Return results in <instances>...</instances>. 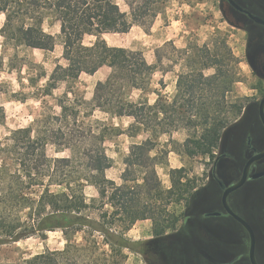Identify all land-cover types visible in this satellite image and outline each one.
Here are the masks:
<instances>
[{
	"label": "trees",
	"instance_id": "1",
	"mask_svg": "<svg viewBox=\"0 0 264 264\" xmlns=\"http://www.w3.org/2000/svg\"><path fill=\"white\" fill-rule=\"evenodd\" d=\"M167 1L0 0L3 46L51 52L56 37L45 32L43 24L53 19L59 24L64 61L57 63L48 77L43 72L37 75L46 79L43 96L52 97L59 85H66L55 98L58 113L42 109L29 126L12 130L0 148V247L28 238L46 241L47 234L53 232H60L65 242L62 250L45 245L26 264H104L95 257L102 244L111 250H131L125 233L145 220L151 221L153 236L161 237L178 221L169 211V203L185 201L189 206L197 197L184 168L169 170V191L175 198L163 197L165 191L156 174L159 162L151 156L155 138L184 130L187 137L180 145L181 154L212 157L223 131L241 114L243 100L227 104L226 93L236 81L233 72L223 66V58L217 54L200 62V47L188 44L179 50L182 69L169 101L151 90L156 67L147 63L141 51L109 46L103 39L105 34L127 33L134 25L149 26L164 12ZM85 37L94 41L85 45ZM103 67L111 73L96 83L92 99L86 101L74 85L81 75H94ZM210 68L214 74L204 78L203 71ZM201 84L217 93L202 98ZM132 90L141 93L136 101L129 98ZM151 91L157 97L153 104L147 97ZM97 109L112 118H132L127 129L130 137L148 135L130 145L120 184L106 178L113 162L104 147L108 137L119 131L88 120ZM47 148L54 154L68 152V156L49 157ZM74 164L81 168L78 176L71 171ZM183 179L186 182L181 184ZM87 185L96 189L97 198L85 196ZM94 211L97 216L92 218Z\"/></svg>",
	"mask_w": 264,
	"mask_h": 264
},
{
	"label": "rangeland",
	"instance_id": "2",
	"mask_svg": "<svg viewBox=\"0 0 264 264\" xmlns=\"http://www.w3.org/2000/svg\"><path fill=\"white\" fill-rule=\"evenodd\" d=\"M121 8L126 10L123 5ZM225 8L224 0H168L164 12L149 26L134 25L127 33L103 35L109 46L141 51L147 63L156 67L151 90L166 96L169 101L175 94L177 75L182 69V63H179L181 57L179 50L186 48L188 44L200 47V62L201 58L209 61L215 54L223 58V66L233 72L236 80L226 93L227 104L243 100L240 102L242 103L240 116L231 121L223 131L212 157L188 158L181 154L180 145L187 137L184 130L155 138V148L151 156H156L159 162L156 174L165 191L163 197L175 198L169 191L171 188L169 170L179 168L185 169L186 178L194 185L193 192L197 193V197L189 206L185 201L179 204L169 203V211L178 218V221L173 229L166 231L165 236L154 238L152 223L145 220L137 222L125 233L126 239L131 242V250H111L109 246L102 244L101 251L104 253L99 251L95 257L103 260L104 264H198V259L193 253L200 246V219L203 221L204 214L217 207V188L211 178L213 163L224 149L235 153L243 150L245 137L235 140L230 132L231 128L236 124L259 123L257 113L252 109L253 103L260 97L257 91L259 83L248 60L247 31L246 28H239L229 21ZM3 22L4 16L0 14V28ZM43 28L45 32L56 37V44L51 52L3 46V39L0 36V148L5 146L12 130L29 126L42 113V109L45 108V113H58L55 98L62 95L66 85H59L52 97L43 96L41 89L45 86L46 79H39L37 75L43 72L48 77L57 63L64 64L61 58L62 45L58 38L59 24L53 19H47ZM93 41L92 37H85L83 40L85 45ZM214 72L212 68L204 70L203 77H210ZM110 73L109 68L103 67L94 75L83 74L74 88L86 101H90L96 83L105 81ZM29 78H33L34 81L30 83ZM152 91L147 94L150 104L157 98ZM210 92L217 93L215 90H209L204 84L200 85L202 98L207 97ZM140 95L139 91H129V98L132 101H136ZM88 120H98L119 131L118 134L112 133L108 137L104 147L107 156L113 162L112 167L105 172L106 178L120 184V175L124 170L123 160L129 153L130 145L142 142L148 135L139 133L130 137L127 129L133 123L132 118H112L100 109L95 110ZM102 127L99 126L98 129ZM47 154L53 158L68 156V152L54 154L52 148H47ZM1 158L2 156L0 168ZM80 169L78 164H74L71 171L78 176ZM185 182L186 179H183L181 184ZM84 194L88 199L98 197L96 189L90 185L84 187ZM200 196L204 202L201 208ZM166 201L168 200H163V203ZM105 209L111 210L109 206ZM90 216L95 218L97 211L92 212ZM47 236L46 241L28 238L0 247V263L26 264L27 260L41 253L45 245L50 249L64 247L65 242L60 232L48 233ZM97 238L102 241V237ZM77 242H81L80 237H77ZM190 252L192 254L188 255Z\"/></svg>",
	"mask_w": 264,
	"mask_h": 264
},
{
	"label": "flooded vegetation",
	"instance_id": "3",
	"mask_svg": "<svg viewBox=\"0 0 264 264\" xmlns=\"http://www.w3.org/2000/svg\"><path fill=\"white\" fill-rule=\"evenodd\" d=\"M230 1L233 4L224 0L229 21L246 28L248 35V60L259 83L257 91L260 94L252 109L259 123L236 124L231 128L235 140L245 137L243 150L235 153L224 149L215 159L211 178L217 188V207L206 212L203 221L200 219V246L193 255L198 264H264V175L252 178L264 172V157L251 163L244 184L226 197L230 212L222 203L225 190L240 180L247 162L264 149V125L259 117L264 99V0ZM201 198L200 208L204 205ZM212 213L216 215H209ZM234 216L251 229L252 236Z\"/></svg>",
	"mask_w": 264,
	"mask_h": 264
},
{
	"label": "water",
	"instance_id": "4",
	"mask_svg": "<svg viewBox=\"0 0 264 264\" xmlns=\"http://www.w3.org/2000/svg\"><path fill=\"white\" fill-rule=\"evenodd\" d=\"M229 2L232 3L230 0H229ZM263 107H264V99L261 101L260 110H259V117H260V120H261L262 124L264 125V111H263ZM263 157H264V149L261 152H259L258 154H256L254 157H252L247 162V164L244 167L243 175L240 178V180L238 182H236L235 184H233L232 186L228 187L225 190V192L223 194V198H222V203H223V206L225 207V209L227 211L230 212V210L228 209L227 203H226V197L228 196L229 193L235 191L236 189H238L239 187H241L244 184V182L246 181V178H247V175H248V172H249V168H250L251 163L253 161L260 160ZM263 175H264V172L263 173H259V174H254L252 176V178L253 179H256V178H259V177H261ZM209 215H212L213 216V215H216V214L215 213H212V214H209ZM234 217L245 226V228L248 230L249 234L252 236L251 229L240 218H238L237 216H234Z\"/></svg>",
	"mask_w": 264,
	"mask_h": 264
},
{
	"label": "crops",
	"instance_id": "5",
	"mask_svg": "<svg viewBox=\"0 0 264 264\" xmlns=\"http://www.w3.org/2000/svg\"><path fill=\"white\" fill-rule=\"evenodd\" d=\"M64 245H65V244H64ZM63 248H64V247H63ZM63 248H62V249H63ZM57 249H58V248H57ZM62 249H58V250H62Z\"/></svg>",
	"mask_w": 264,
	"mask_h": 264
}]
</instances>
